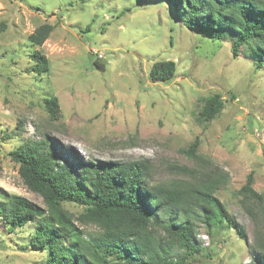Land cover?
<instances>
[{
  "label": "rangeland",
  "instance_id": "374dc122",
  "mask_svg": "<svg viewBox=\"0 0 264 264\" xmlns=\"http://www.w3.org/2000/svg\"><path fill=\"white\" fill-rule=\"evenodd\" d=\"M44 24L53 27L50 37L40 47L31 44L29 36ZM35 51L49 61L47 74L32 72ZM166 60L177 63L174 78L152 83L153 63ZM216 94L225 103L207 121L201 112ZM51 98L60 106L58 120L45 109ZM28 140H47L65 162L146 161L158 185L180 181L183 167L193 169L189 176L203 175L183 152L198 141L197 153L229 173L216 196L247 236L232 229L210 236L197 222L203 251L190 264H256L255 226L238 191L251 176L253 189L264 196V67L257 69L246 54L234 58L228 39H208L177 23L165 3L0 0V203L18 195L45 207L9 156ZM247 207L257 209L250 202ZM76 225L87 240L100 233ZM35 227L10 233L0 221V264H46L45 254L28 245Z\"/></svg>",
  "mask_w": 264,
  "mask_h": 264
},
{
  "label": "trees",
  "instance_id": "16d2710c",
  "mask_svg": "<svg viewBox=\"0 0 264 264\" xmlns=\"http://www.w3.org/2000/svg\"><path fill=\"white\" fill-rule=\"evenodd\" d=\"M158 1L188 30L212 40L226 38L234 58L246 54L257 69L264 67V0ZM52 30L44 24L28 40L40 47ZM32 60V72L43 75L50 71L41 52L35 51ZM95 66L104 68L98 62ZM176 72L177 63L166 60L153 63L149 75L154 84L168 83ZM224 103L219 94L208 97L201 117L212 120ZM44 105L50 119L58 120V100L46 99ZM198 146L195 141L183 152L199 164L201 177L189 176L193 169L183 167L179 168L183 174L180 181L158 185L153 183L146 161L72 158L65 162L47 140L20 143L9 156L19 166L24 185L43 199L45 207L18 195H6L0 203V221L10 233L36 223L28 245L45 254L46 264H190V258L203 251L197 222L210 236L231 229L243 240L247 236L216 196L228 185L229 173L199 155ZM238 194L255 226L254 262L264 264V196L253 189L251 176ZM246 201L257 209L247 207ZM66 204L81 206L83 211L75 215ZM76 222L97 227L99 235L85 239ZM176 251L182 254L175 256Z\"/></svg>",
  "mask_w": 264,
  "mask_h": 264
},
{
  "label": "built area",
  "instance_id": "2783aa9c",
  "mask_svg": "<svg viewBox=\"0 0 264 264\" xmlns=\"http://www.w3.org/2000/svg\"><path fill=\"white\" fill-rule=\"evenodd\" d=\"M97 56H98V54H97ZM100 57H101V55H100Z\"/></svg>",
  "mask_w": 264,
  "mask_h": 264
}]
</instances>
